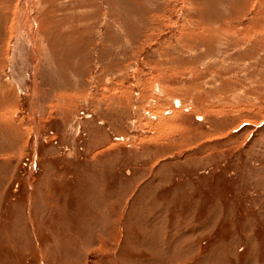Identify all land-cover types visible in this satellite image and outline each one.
<instances>
[{
    "label": "rangeland",
    "instance_id": "1",
    "mask_svg": "<svg viewBox=\"0 0 264 264\" xmlns=\"http://www.w3.org/2000/svg\"><path fill=\"white\" fill-rule=\"evenodd\" d=\"M0 264H264V0H0Z\"/></svg>",
    "mask_w": 264,
    "mask_h": 264
},
{
    "label": "bare ground",
    "instance_id": "2",
    "mask_svg": "<svg viewBox=\"0 0 264 264\" xmlns=\"http://www.w3.org/2000/svg\"><path fill=\"white\" fill-rule=\"evenodd\" d=\"M30 1H31V3H32V0H30ZM32 21H33V20H32ZM35 21H36V20H35ZM42 25H43V24H42ZM224 26H225V25H224ZM226 26H227V25H226ZM226 26H225V29H226V31H227L230 27L228 28V26H227V28H228V29H227ZM40 27H41V25H40ZM221 28H222V27H221ZM223 28H224V27H223ZM223 28H222V29H223ZM225 29H224V30H225ZM212 30H213V29H212ZM219 31L221 32V29H219ZM228 31H229V30H228ZM217 33H218V32H217ZM225 36H226V35H225ZM213 38H215V37H213ZM220 38H221V37H220ZM217 39H218V38H217ZM155 90H156L157 92L159 91V92H161V93H162V92L164 93V89H162V88L159 86V84L156 85ZM178 101H179V100H178ZM179 102H180V101H179Z\"/></svg>",
    "mask_w": 264,
    "mask_h": 264
}]
</instances>
